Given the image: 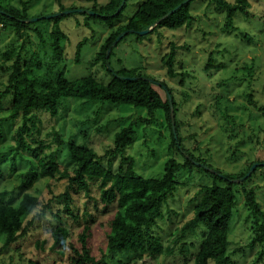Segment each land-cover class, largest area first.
<instances>
[{
  "label": "rangeland",
  "instance_id": "374dc122",
  "mask_svg": "<svg viewBox=\"0 0 264 264\" xmlns=\"http://www.w3.org/2000/svg\"><path fill=\"white\" fill-rule=\"evenodd\" d=\"M110 0H7L11 6L24 10L32 18L53 15L66 7L74 12L65 14L60 25L67 38L63 40V60L55 65L51 47L54 21L42 19L24 27L19 33L14 28L0 24V91L8 83V73L2 70L22 55L32 64L34 76L40 81L55 78L65 69L66 76L74 79L94 75L102 82H109L112 74L96 55L109 35L125 25L147 0H128L122 17L111 24L101 19L88 18L79 9L92 11ZM237 2V0H225ZM245 12H238L234 27H226V12L217 0H195L191 5L193 20L189 26L179 29L159 28L148 34L129 32L115 46L110 59L113 69H138V73L159 81H166L178 102V119L183 148L206 162V166L232 175L238 179L247 174L255 163L264 162V0H248ZM96 6V7H95ZM77 10V11H76ZM86 40L80 61L76 58L77 46ZM176 45L177 70L186 71L184 84L181 77L171 78L163 57L172 45ZM9 52L11 58L4 56ZM215 62L207 67L210 57ZM221 65H224L220 68ZM42 84L39 87L42 88ZM11 99L0 100V124L2 138L0 151L8 152L1 162L0 199L12 200L17 207L24 194L39 197L41 205L28 214L33 224L26 236L10 246L0 240V264H28L39 258L37 242L50 239V221L55 212L67 216L70 239L79 243L84 227H91L89 243L96 255L106 249V235L116 205L105 206L98 182L92 184L91 197L83 191L73 195V212L79 216L75 221L64 207L62 194L69 185L68 179L41 177L39 159L28 151L16 152V132L23 124V116H10ZM91 106L74 104L69 100L58 115L46 111H34V125L26 139L33 146L42 145L41 156L61 154L65 159L67 143L74 140L87 143L100 156L114 145L115 134L129 125L132 119H144L137 125L134 141L127 147V155L135 159V169L145 177H161L170 158L184 162V158L172 143L171 130L162 111L150 114L143 108L130 105H114L95 101ZM100 111V112H99ZM106 159V158H104ZM65 165L64 162H62ZM252 164V165H251ZM251 165V166H250ZM33 170L32 184L28 185ZM257 169V171H256ZM250 178L235 185L238 205L231 223L230 251L233 264H264L258 259L261 249L257 243L252 248L253 218L246 205L245 188H254L264 210V165L256 168ZM176 190L162 204L163 215L152 227L167 249L157 256L133 253H108L105 264H184L193 263L203 238V227L182 236L181 228L195 215V207L202 199L203 186L215 180L208 173L183 169ZM45 211V216L42 215ZM55 219V218H54ZM74 221H72V220ZM171 250V253L169 252ZM61 264L65 255L53 254L48 264ZM214 264V263H212Z\"/></svg>",
  "mask_w": 264,
  "mask_h": 264
},
{
  "label": "trees",
  "instance_id": "16d2710c",
  "mask_svg": "<svg viewBox=\"0 0 264 264\" xmlns=\"http://www.w3.org/2000/svg\"><path fill=\"white\" fill-rule=\"evenodd\" d=\"M182 1L184 0H147L139 6L137 12L125 25L120 26L109 35L96 55V61L102 60L106 70L112 74V79L109 82H102L94 75L71 79L66 76L65 69L61 70L55 78L40 82L33 74L32 64L27 60L24 61L21 54H18L13 63L8 64L6 68L5 66L1 67L9 76L6 87L0 91V100L11 99L10 116L12 118L23 116V124L18 128L15 136L17 144L12 147V150L16 152L28 151L33 157L39 159V175L41 177L69 180V185L62 194L63 208L72 215L75 221H78L79 216L73 212L72 187H76V192L83 191L88 197H91L92 184L98 182L105 206L116 205L115 214L110 221V230L106 235L107 251L102 250L100 255L95 254L89 243L91 237L89 225L85 226L79 235L80 244L69 240L70 231L68 220H66L67 216H63L61 212H55L53 214L55 219L50 221L51 241L50 239L39 240L36 247L39 258L30 259L28 264H48L46 260L53 254L65 255L66 261L61 264H105L108 253H133L135 257L145 254L157 256L164 253L169 248L164 247L161 239L152 232V227L163 215L162 204L176 190L179 184V173L183 169L191 170L194 167L208 173L215 181L210 185L203 186L204 195L195 207L194 217L181 228V235L185 236L188 232H195L198 227H203L201 247L194 255L192 264L234 263L230 251V231L238 205L234 186L240 185V182H232V175L205 168L207 165L205 160L183 148L184 139L180 136L178 102L166 81L142 75L138 73V69H110L107 65V62L110 63L113 53V42L123 31L134 29L139 33L147 29ZM194 1L191 0L167 16L153 31L159 28L179 29L189 26L193 20L191 5ZM121 2L122 0H110L106 4L100 5L99 8H94L92 10L94 14L86 13L85 15L88 18L101 19L111 24L115 19L122 17L126 9L127 2L118 15H113ZM217 2L219 7L226 12L227 28L234 27L236 14L245 12L249 5L248 0H237L234 3L225 0H217ZM66 9L68 8L63 7L60 11ZM64 15L50 19L54 21L51 47L55 65L59 64L65 56L62 42L67 38V35L60 25V20L65 17ZM30 18L32 17L27 14L26 8L20 10L7 3V0H0V24H3L5 29L14 28L19 33L29 24L25 20ZM42 19L46 18L41 17L40 20ZM85 43L84 39L77 46L76 58L78 61H80L81 50ZM111 47L112 50L107 58L108 50ZM10 55H13V52L5 54L6 61L11 58ZM176 56V45L173 44L171 51L163 57V62L167 67V75L171 78L180 76V83L184 84L187 72L177 70ZM214 62L215 59L211 56L207 67ZM222 66L224 65H221L220 68ZM119 75L135 78L123 79ZM40 83L43 85L42 88L39 87ZM168 93H170L174 105L178 139L175 138L173 131ZM69 100L74 104L80 103L86 108L91 106V102L102 101L111 102L117 106L130 105L143 108L150 114L157 111L164 112L171 130L172 143L185 161L180 162L176 158H170L165 164V172L161 177H145L138 173L135 169L134 157L127 155V147L134 141L135 128L144 120L141 118L132 119L129 125L115 134L114 145L107 150L104 156H100L87 143L70 140L67 143L65 159L60 160L59 157L62 158L60 154L58 157L51 155L46 160L41 156L43 146H33L25 137L26 133L30 131L29 122H32L33 125L35 123L36 114L33 113L34 111H46L52 115H58ZM1 138L2 124H0V141ZM7 154L8 152L0 151V164L6 159ZM195 161L204 165H198ZM262 161L258 162L262 163ZM260 166L263 165L258 167ZM255 172L252 174L254 175ZM30 174L28 185L32 184L33 177H35L32 169ZM244 175L245 173L240 177ZM245 194L246 205L253 218L254 236L250 246L253 248L258 243L261 249L258 252L257 260H264V210L257 199L254 188H245ZM39 205H41L39 197L29 193L24 194L17 207L12 203V200L0 199V240H4L5 246L17 243L28 234L33 224V220L27 218L28 214L39 209ZM41 213L45 216V211ZM169 252L171 253V250ZM55 264L58 263L55 262ZM184 264L190 263L185 261Z\"/></svg>",
  "mask_w": 264,
  "mask_h": 264
},
{
  "label": "water",
  "instance_id": "95a60500",
  "mask_svg": "<svg viewBox=\"0 0 264 264\" xmlns=\"http://www.w3.org/2000/svg\"><path fill=\"white\" fill-rule=\"evenodd\" d=\"M191 0H184L182 1L178 6H176L174 9H172L171 11H169L166 15H164L163 17H161L158 21H156L155 23H153L150 27H148L147 29L145 30H142L140 31L139 33L141 34H148L150 33L151 31H153V29L159 24L162 22V20H164L167 16H169L170 14L174 13L176 10H178L179 8H181L184 4L190 2ZM127 0H122L118 10L113 14L114 16L115 15H118L122 9L124 8L125 4H126ZM77 11V10H76ZM79 12H82V13H88V14H94L93 11H89V10H86V9H79L78 10ZM71 12H74L73 10H65V11H62V12H58L56 14H53V15H48V16H44L46 19H50V18H53V17H58L60 15H64V14H68V13H71ZM41 17H37V18H30V19H26L25 22H34V21H38ZM129 32H135L134 29H131V30H125L123 31L117 38L116 40L113 42V46H115L126 34H128ZM112 47L108 50V53H107V58L109 57L110 55V52L112 50ZM107 65L110 69H112L111 65L109 62H107ZM119 77L123 78V79H133L135 77H127V76H124V75H119ZM151 81H153V79L150 78ZM169 94V99H170V103H171V116H172V126H173V131L175 133V138L178 139V135H177V131H176V120H175V113H174V105H173V102H172V97ZM198 165H204L202 163H199L197 161H195ZM259 165H264V162L262 163H255L252 165L251 169L249 170V172L247 174H245L243 177H240L238 179H232L231 181L232 182H242L244 180H246L249 176H251V174L253 173V171L259 166ZM205 168H208L210 169L211 171H214L216 172L215 170H212L211 168L205 166Z\"/></svg>",
  "mask_w": 264,
  "mask_h": 264
}]
</instances>
